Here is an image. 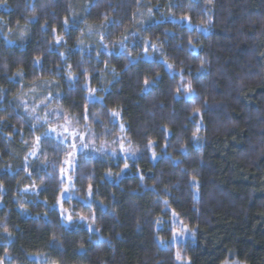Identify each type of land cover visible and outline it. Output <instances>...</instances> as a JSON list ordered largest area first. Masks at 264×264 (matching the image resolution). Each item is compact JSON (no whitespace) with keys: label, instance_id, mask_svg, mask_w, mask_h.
<instances>
[{"label":"trees","instance_id":"1","mask_svg":"<svg viewBox=\"0 0 264 264\" xmlns=\"http://www.w3.org/2000/svg\"><path fill=\"white\" fill-rule=\"evenodd\" d=\"M48 86L134 155H79L65 201L72 149L23 106ZM180 259L264 264V0H0V263Z\"/></svg>","mask_w":264,"mask_h":264},{"label":"rangeland","instance_id":"2","mask_svg":"<svg viewBox=\"0 0 264 264\" xmlns=\"http://www.w3.org/2000/svg\"><path fill=\"white\" fill-rule=\"evenodd\" d=\"M97 33L101 35L100 30L92 29L89 31L88 35L92 36ZM24 39V33L21 34ZM146 59H150L149 55H146ZM46 96L43 98L39 94V89L34 88L28 94L27 102L23 103L25 108H29L33 119L40 122L41 128L44 130L45 135L55 138L60 143L68 146L72 149V154L70 155L66 167L64 169L63 180H64V192L62 201L73 198L72 191L74 190L72 172L75 169L77 164V158L79 155L93 156L98 157L99 155H109L112 158H117L120 154L125 159H134L132 149L126 142L116 143L114 147L97 145L95 140L92 138V135H89L88 131L82 128H79L74 123H71L67 119L64 122H59L61 119L60 114L51 109L46 100H53V95L50 91L51 87L48 86ZM93 97H91V100ZM116 121L119 122V119L116 118ZM51 129H56L55 132H52ZM67 129V131H65ZM63 141V142H61ZM75 145V147L73 146ZM64 217L71 223L73 220L69 218V213L64 210L61 205L59 206ZM174 225L176 227L175 235L173 239L174 245H179L185 243L188 239L193 238V234L190 232L188 227H185L176 217H174ZM180 256V255H178ZM181 261V262H180ZM180 264H191L190 262H182L179 260ZM1 264V263H0ZM224 264H244L238 261L225 262Z\"/></svg>","mask_w":264,"mask_h":264},{"label":"snow or ice","instance_id":"3","mask_svg":"<svg viewBox=\"0 0 264 264\" xmlns=\"http://www.w3.org/2000/svg\"><path fill=\"white\" fill-rule=\"evenodd\" d=\"M114 115H117L116 113H114ZM51 131L52 132H55L56 131V129H51ZM65 131H67V129H65ZM61 142H63V141H61ZM74 147H75V145H73ZM125 167H127V165H125ZM70 218V217H69Z\"/></svg>","mask_w":264,"mask_h":264}]
</instances>
